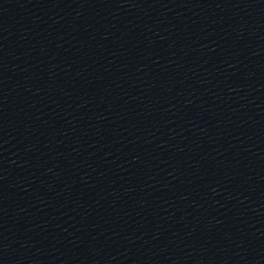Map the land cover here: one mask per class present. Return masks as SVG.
Wrapping results in <instances>:
<instances>
[{
    "label": "water",
    "instance_id": "obj_1",
    "mask_svg": "<svg viewBox=\"0 0 264 264\" xmlns=\"http://www.w3.org/2000/svg\"><path fill=\"white\" fill-rule=\"evenodd\" d=\"M0 148L132 264H264V0H0Z\"/></svg>",
    "mask_w": 264,
    "mask_h": 264
}]
</instances>
